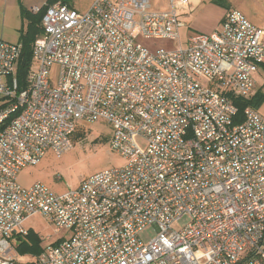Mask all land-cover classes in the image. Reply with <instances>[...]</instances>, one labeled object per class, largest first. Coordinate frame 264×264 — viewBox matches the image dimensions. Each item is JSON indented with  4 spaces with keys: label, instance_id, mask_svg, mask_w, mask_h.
<instances>
[{
    "label": "built area",
    "instance_id": "obj_1",
    "mask_svg": "<svg viewBox=\"0 0 264 264\" xmlns=\"http://www.w3.org/2000/svg\"><path fill=\"white\" fill-rule=\"evenodd\" d=\"M41 26L23 89L22 44L0 37V264H13L34 215L64 231L41 264H264V117L247 106L235 120L264 64L263 28L229 9L183 45L176 10L149 0H93L84 12L55 3ZM134 29L176 47L150 51ZM98 119L122 166L61 194L18 183L48 150L70 149L80 121Z\"/></svg>",
    "mask_w": 264,
    "mask_h": 264
},
{
    "label": "rangeland",
    "instance_id": "obj_2",
    "mask_svg": "<svg viewBox=\"0 0 264 264\" xmlns=\"http://www.w3.org/2000/svg\"><path fill=\"white\" fill-rule=\"evenodd\" d=\"M46 0H28L26 7L31 8L43 6ZM78 12H84L93 2V0H65ZM8 12L3 11L0 3V37L5 41L16 43L21 34L20 28L26 29L28 19H21L19 15L16 0H7ZM152 10L157 12H166L175 9L179 15V19L184 23L180 29V40L183 45L186 44L188 38L196 33H209L219 28L220 20L229 9H239L248 19L255 25H259L264 29V0H149ZM13 3V4H12ZM135 39L150 51L159 48L171 49L176 47L175 42L164 39H146L139 35L137 29L132 31ZM36 67V66H34ZM255 94L260 98L257 107L258 113L264 117V72L259 71L255 75ZM112 126L104 119H98L92 122L80 121L78 123V131L71 137L72 147L60 155L52 150H48L40 161L35 165H29L22 168L18 175L17 181L22 186L31 185L34 182H41L48 187L50 191L56 194L64 193L70 189L77 188L81 181L88 178L94 173L120 167L125 160L118 154L123 161L122 164L105 165L104 169L92 171L89 175L79 178L76 181L69 180L62 171L61 160L66 159L69 152L83 153L86 150L97 148L98 146H109V138L112 135ZM187 217L172 224L173 229H180ZM24 227L32 232L33 239L29 240L25 251L14 249L13 253L19 259L24 260L25 264H41L38 262V253L47 245L64 235V231L56 233L53 226L40 215H34L26 220ZM155 234L153 226L146 227L140 233V238L146 243ZM23 264V263H22Z\"/></svg>",
    "mask_w": 264,
    "mask_h": 264
},
{
    "label": "trees",
    "instance_id": "obj_3",
    "mask_svg": "<svg viewBox=\"0 0 264 264\" xmlns=\"http://www.w3.org/2000/svg\"><path fill=\"white\" fill-rule=\"evenodd\" d=\"M57 2L67 4L65 0H47L46 4L43 5L40 8L39 12H36V14H31L26 8H21L20 10L22 17L27 18L28 22L26 29L21 30L20 40H19V42H21L22 44V50L20 57L16 63V73H15L19 89H23L25 87V77L32 62L33 43L36 36L42 30L41 28L42 15L47 6L55 4ZM259 99L260 98L257 96V94H255L250 99L236 100V104L238 106V115L235 120L241 121L243 119V110L245 107L251 106L253 108H256ZM2 100L4 99H0V102ZM1 107H3V103L0 104V108ZM77 131H78V126L75 132ZM32 239H33V234L32 232L28 231V234L25 236V239L22 240L21 243L17 246L18 251H25L26 245H29L28 242L29 240L32 241Z\"/></svg>",
    "mask_w": 264,
    "mask_h": 264
},
{
    "label": "clouds",
    "instance_id": "obj_4",
    "mask_svg": "<svg viewBox=\"0 0 264 264\" xmlns=\"http://www.w3.org/2000/svg\"><path fill=\"white\" fill-rule=\"evenodd\" d=\"M123 161L109 146L102 145L86 150L83 153L69 152L66 159L62 158L61 167L65 176L72 181L89 175L97 169H104L105 165H120Z\"/></svg>",
    "mask_w": 264,
    "mask_h": 264
},
{
    "label": "crops",
    "instance_id": "obj_5",
    "mask_svg": "<svg viewBox=\"0 0 264 264\" xmlns=\"http://www.w3.org/2000/svg\"><path fill=\"white\" fill-rule=\"evenodd\" d=\"M12 1H14V0H12ZM27 1L28 0H16V2H14V3H16V6H18V10H19V15H20V17H21V19H25L26 20V18H24V17H22V15H21V12H20V10H21V8H26L31 14H36L35 12H33V10H32V8L33 7H35V5L33 6V7H31V8H28V7H26V3H27ZM46 2H47V0L45 1V3L43 4V5H45L46 4ZM0 3L2 4V7H3V11L6 13V12H8V2H7V0H0ZM57 3H59V2H57ZM66 3H67V5H69L70 7H72L73 8V6H71L67 1H66ZM13 4V3H12ZM42 7V6H41ZM226 14V13H225ZM224 14V15H225ZM224 15H223V17H224ZM223 17L221 18V20L223 19ZM221 20H220V22H221ZM259 26V25H258ZM26 28V27H25ZM262 28V27H261ZM21 30H25V29H23V28H20V32H21ZM264 30V29H263ZM263 39H264V36H263ZM19 40H20V36H19V39H18V41L17 42H19ZM259 71H263L264 72V64L263 65H261L259 68H258V70L255 72V74H254V77H255V75L259 72ZM255 79V78H254ZM255 95V90H254V93H253V96ZM250 99V98H249ZM25 186H27V185H25ZM29 186V185H28ZM25 239V236H20L19 237V240L18 241H16L15 242V244H14V249H16L17 248V246L21 243V241L22 240H24ZM18 250V249H17ZM13 252V251H12ZM13 254V259H14V261H13V264H25L24 263V260H21V259H19V257H17L16 256V254L15 253H12Z\"/></svg>",
    "mask_w": 264,
    "mask_h": 264
}]
</instances>
